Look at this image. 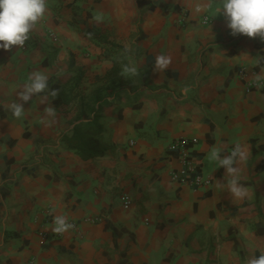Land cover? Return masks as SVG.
I'll return each instance as SVG.
<instances>
[{"label":"crops","instance_id":"1","mask_svg":"<svg viewBox=\"0 0 264 264\" xmlns=\"http://www.w3.org/2000/svg\"><path fill=\"white\" fill-rule=\"evenodd\" d=\"M207 3L47 0L25 45L0 49V264H246L264 252V89L249 87L264 41L230 35ZM160 54L172 63L159 73ZM129 61L140 75H120ZM37 70L65 99L41 93L17 119L6 105ZM91 117L103 152L85 159L64 137ZM181 138L209 185L171 180L185 168ZM237 143L249 195L232 202L208 155ZM60 215L74 224L63 234Z\"/></svg>","mask_w":264,"mask_h":264},{"label":"clouds","instance_id":"2","mask_svg":"<svg viewBox=\"0 0 264 264\" xmlns=\"http://www.w3.org/2000/svg\"><path fill=\"white\" fill-rule=\"evenodd\" d=\"M202 7H211L214 17L222 15L233 37L244 35L249 38L258 37L264 41V0H208V3ZM47 13V0H0V49L11 51L13 47H23ZM96 19L100 20V17ZM209 30L211 31L210 28ZM125 52H131V49L126 48ZM261 61H264V57L260 56L257 58V65H260ZM171 63L170 55H157L153 70L163 72ZM120 75L125 78L138 76L140 75L138 66L129 61L122 65ZM255 79L257 81L264 79V71L256 74ZM48 80L49 76L45 71L37 70L28 75V82L18 90L16 99L6 105L13 117L21 118L25 113L24 104L32 100L34 96L41 93H47L53 99L59 96V89H49ZM188 91L187 86L182 89L185 95ZM45 101L46 97H42L41 103ZM44 114L45 118H49V125L55 123L57 116L55 107L51 104L44 107ZM224 149V145L213 146L208 159L224 168L227 177L226 190L232 202L243 200L249 195V188L241 183L240 165L248 159L249 151L240 143L235 144L230 153H226ZM217 186L224 189L225 183L217 181ZM54 225L52 230L57 234H63L74 227L63 215L54 218ZM246 264H264V252L258 257L248 258Z\"/></svg>","mask_w":264,"mask_h":264},{"label":"trees","instance_id":"3","mask_svg":"<svg viewBox=\"0 0 264 264\" xmlns=\"http://www.w3.org/2000/svg\"><path fill=\"white\" fill-rule=\"evenodd\" d=\"M115 74V68L108 73ZM79 80V76L75 77L74 83L77 84ZM59 96L55 99H65L61 98L62 93L59 89ZM116 94L120 92H115ZM69 98H66L68 100ZM102 98L99 95L93 98V104L98 103ZM99 107V106H98ZM98 107L88 108V113L93 112L96 114L98 112ZM101 133V124L95 117H91L89 120L83 122L80 121L75 124V126L71 129L70 134L65 135L64 141L68 144V146L74 148L82 158H90L92 156L102 154L103 150L100 147L99 136Z\"/></svg>","mask_w":264,"mask_h":264},{"label":"built area","instance_id":"4","mask_svg":"<svg viewBox=\"0 0 264 264\" xmlns=\"http://www.w3.org/2000/svg\"><path fill=\"white\" fill-rule=\"evenodd\" d=\"M183 17L185 18L186 15L183 14ZM210 20V17H203L202 22L204 24L208 23ZM249 87L251 88H261L264 89V81L263 80H255L251 84H249ZM176 143L181 147V151L183 150V154L181 155V162L184 165V170L181 172L171 170L169 171V175L171 180L176 181L180 184H188L191 186H203V185H209L210 179L208 177H203L199 172V166L197 164L194 165L193 159L189 154L186 152V148L189 145V140L185 138H181L176 141ZM192 176H189L191 175ZM126 204H128V200L125 201ZM74 225V224H73ZM28 264H36L34 259H31L28 261Z\"/></svg>","mask_w":264,"mask_h":264}]
</instances>
